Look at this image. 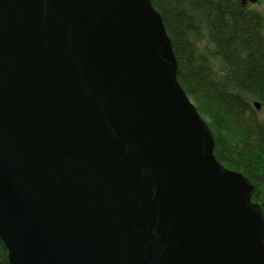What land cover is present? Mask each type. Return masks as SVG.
<instances>
[{
    "label": "water",
    "instance_id": "1",
    "mask_svg": "<svg viewBox=\"0 0 264 264\" xmlns=\"http://www.w3.org/2000/svg\"><path fill=\"white\" fill-rule=\"evenodd\" d=\"M177 72L152 0H0L12 264H264L255 184Z\"/></svg>",
    "mask_w": 264,
    "mask_h": 264
},
{
    "label": "trees",
    "instance_id": "2",
    "mask_svg": "<svg viewBox=\"0 0 264 264\" xmlns=\"http://www.w3.org/2000/svg\"><path fill=\"white\" fill-rule=\"evenodd\" d=\"M152 3L173 43L179 82L213 130L216 158L255 184L264 214V8L251 0ZM9 252L0 237V264H12Z\"/></svg>",
    "mask_w": 264,
    "mask_h": 264
},
{
    "label": "rangeland",
    "instance_id": "3",
    "mask_svg": "<svg viewBox=\"0 0 264 264\" xmlns=\"http://www.w3.org/2000/svg\"><path fill=\"white\" fill-rule=\"evenodd\" d=\"M252 2H254V3H252L253 5L252 6H256V7H261V8H264V0H262V1H260V2H258L257 0H252ZM192 99V98H191ZM193 100V99H192ZM193 102L195 103V101L193 100ZM202 115V114H201ZM203 117V116H202ZM203 118H205V117H203ZM207 121H208V119L207 118H205ZM208 123H209V121H208ZM210 126V125H209ZM213 131V130H212ZM214 134V133H213Z\"/></svg>",
    "mask_w": 264,
    "mask_h": 264
}]
</instances>
